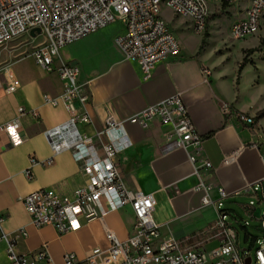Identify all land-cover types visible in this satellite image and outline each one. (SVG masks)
<instances>
[{"label": "crops", "instance_id": "obj_1", "mask_svg": "<svg viewBox=\"0 0 264 264\" xmlns=\"http://www.w3.org/2000/svg\"><path fill=\"white\" fill-rule=\"evenodd\" d=\"M122 31V23L114 20L61 47L54 60V66L67 62L79 68V83L89 95L85 109L90 116L88 124L80 125L81 131L95 135L108 115L126 119L179 92L196 131L202 136L197 157L211 162L205 180L229 193L226 208L241 218L243 211L251 219L246 205L252 196L245 189L261 182L264 193V116L258 117L264 109V91L256 66L263 61L250 60L255 64L253 79L242 86L240 74L247 63L236 74L225 71L197 45L188 52L180 48L178 57L158 63L150 76L143 78L137 65L126 60L115 43L116 35ZM202 67L211 69L208 81L202 77ZM40 69L45 76L19 77L12 69L20 87L11 93L0 88V124L15 119L18 106L38 111L37 118H21L20 143L11 144L5 133L0 132V264H11L5 252L7 239L15 240V250L20 253L45 247L53 264H63L66 252L82 260L93 248H105L106 229L121 240L132 229L129 205L108 212L102 219L82 220L77 229L64 233H57L50 225L37 227L30 222L21 200L25 194L49 188L60 195H71L88 181L82 161L74 159L69 151L55 155L50 165L29 162L31 156L40 161L51 156L44 131L67 118L61 103L50 104L42 99L43 93L59 95L62 80L56 71ZM0 79L3 88V74ZM224 103L229 107L227 113L221 109ZM236 112L253 116L254 125L238 121ZM169 130L170 126L157 120H147L144 126L125 121L118 131L125 147L114 161L127 187L153 193L154 216L162 238L187 239L188 243L208 251L217 245L209 232L216 211L211 204H201V192L194 189L197 178L187 153L181 148L164 150L165 133ZM227 156L230 159L224 162ZM26 170L29 177L24 173ZM210 195H216L214 189ZM257 207L263 208L264 200L257 202Z\"/></svg>", "mask_w": 264, "mask_h": 264}, {"label": "built area", "instance_id": "obj_2", "mask_svg": "<svg viewBox=\"0 0 264 264\" xmlns=\"http://www.w3.org/2000/svg\"><path fill=\"white\" fill-rule=\"evenodd\" d=\"M240 0H0V43L26 34L33 44L30 56L46 71H56L63 82V90L57 96L42 94L46 103H61L67 118L44 131L51 156L45 160L29 158L30 164L50 165L54 156L71 152L74 159L82 161L87 183L75 189L71 195H60L53 189L39 188L22 197L30 222L39 227L52 226L57 233L77 229L82 220L102 219L108 212L129 205L133 215L130 234L123 240L111 230H105L107 246L95 247L85 259L79 260L72 252L63 255V264H264V207L255 216L256 203L264 200L261 182L245 190L252 196L246 205L251 219H257L261 238L248 234L247 248H240L238 228L249 226V219L239 217L225 206L229 193L222 186H212L204 175L211 167L206 158L198 159L202 136L196 131L188 110L179 92L148 105L126 119L108 115L103 127L95 135H86L80 125L90 122L85 109L89 95L79 83V68L76 64L60 62L54 66L59 49L82 36L104 27L114 20L122 23V33L116 35L115 43L124 58L134 62L142 77L150 76L158 63L178 57L180 44L161 16L165 7L172 14L186 18L197 34L205 33L209 13ZM264 15V0H248L243 14L229 25V36L242 39L257 33ZM38 29L39 32H36ZM34 30V35L30 31ZM5 84L0 88L11 93L20 87V81L9 64L0 65ZM202 77L208 81L211 69L202 67ZM224 113L229 112L226 103L221 105ZM238 121L254 125V117L246 113H234ZM23 116L38 117L36 108L17 107L13 120L0 124L11 144L22 141ZM157 120L170 126L165 133L164 150L181 148L187 153L192 173L197 182L194 189L201 192V204H211L216 217L209 227L217 245L206 251L187 239L161 237L160 225L154 216L153 193L133 190L124 183L122 173L114 161L125 147L118 131L125 121L144 126L147 120ZM96 138V139H95ZM230 156L224 159L227 162ZM29 177V172H24ZM214 189L216 195H210ZM23 234L24 231H22ZM252 250L254 252L252 253ZM6 258L11 264H53L45 247L20 253L15 250V240L7 239Z\"/></svg>", "mask_w": 264, "mask_h": 264}, {"label": "rangeland", "instance_id": "obj_3", "mask_svg": "<svg viewBox=\"0 0 264 264\" xmlns=\"http://www.w3.org/2000/svg\"><path fill=\"white\" fill-rule=\"evenodd\" d=\"M246 3L247 0H240L238 3L227 5L224 8L221 7L209 13L206 31L202 34L195 33L186 18L172 14L165 7L161 8V16L179 41L182 50L185 52L191 51L202 43L200 48L205 49L204 53L207 58L211 62L221 65L225 71L229 70L236 74L244 56V50H249L250 52L247 53L249 60L263 61L262 64L257 63L256 66L258 68L257 75L261 79L260 85L264 91V15L259 30L254 35L242 39H233L229 36L230 23L243 14ZM38 41H40V37H37L32 44L31 39L23 34L1 42L0 65L9 64L19 77L45 76L46 73L40 69V66L30 56L31 48ZM254 65L252 61H249L242 69L240 74L242 86L251 83ZM240 213L244 219H249L243 211ZM258 224V221L249 219L248 230L261 238V232L256 227ZM238 232L239 247L247 248L249 243L244 242V230L238 228ZM253 252L254 250H252Z\"/></svg>", "mask_w": 264, "mask_h": 264}, {"label": "trees", "instance_id": "obj_4", "mask_svg": "<svg viewBox=\"0 0 264 264\" xmlns=\"http://www.w3.org/2000/svg\"><path fill=\"white\" fill-rule=\"evenodd\" d=\"M227 3H223L222 7H226ZM212 16V15H211ZM202 45V43L200 44V46ZM250 52L249 50H244V56L242 58V61L239 64V68H241L243 65H245L246 63H248L250 60L247 58V53ZM264 116V109H262L259 113H258V117H263ZM248 234H250V232L246 229L245 233H244V242H246Z\"/></svg>", "mask_w": 264, "mask_h": 264}, {"label": "water", "instance_id": "obj_5", "mask_svg": "<svg viewBox=\"0 0 264 264\" xmlns=\"http://www.w3.org/2000/svg\"><path fill=\"white\" fill-rule=\"evenodd\" d=\"M35 31H36V32H39L38 29H35ZM35 31H34V30H31V31L29 32L30 35H34ZM258 213H259V208L257 207V208H255V211H254L255 216H257ZM245 262H246V264H249V263H250V257L245 258Z\"/></svg>", "mask_w": 264, "mask_h": 264}]
</instances>
